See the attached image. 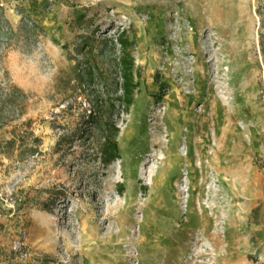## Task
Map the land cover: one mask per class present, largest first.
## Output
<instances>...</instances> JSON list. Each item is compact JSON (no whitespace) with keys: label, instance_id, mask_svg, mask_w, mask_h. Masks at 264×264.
<instances>
[{"label":"rangeland","instance_id":"rangeland-1","mask_svg":"<svg viewBox=\"0 0 264 264\" xmlns=\"http://www.w3.org/2000/svg\"><path fill=\"white\" fill-rule=\"evenodd\" d=\"M130 25L143 76L127 108L109 39ZM96 113L121 146L109 162ZM23 131L0 147L16 201H0V264L264 260V0H0V141ZM200 203L219 205L210 226L188 217Z\"/></svg>","mask_w":264,"mask_h":264},{"label":"trees","instance_id":"trees-1","mask_svg":"<svg viewBox=\"0 0 264 264\" xmlns=\"http://www.w3.org/2000/svg\"><path fill=\"white\" fill-rule=\"evenodd\" d=\"M103 39L108 45V41ZM137 31L133 26H125L122 30L118 32L116 37L109 39V42L115 46L119 44L121 49L120 55L116 57L117 65L120 68L122 81L120 84L121 94L119 98L123 101L127 108H130L136 101V95L142 86V71L138 67L135 51L137 46ZM102 41V40H95ZM89 41L85 40L84 44H88ZM83 44V45H84ZM82 52L86 51V46L81 47ZM88 53H94V46L87 50ZM96 55V54H95ZM85 66L81 69L82 71L78 74V80L83 83L84 81H93L96 73L97 64L90 58H85ZM81 85V84H80ZM162 86H165L164 82H161ZM13 92L16 90H22L18 85L14 84L12 86ZM161 95V94H159ZM30 120H27L28 123ZM94 125L93 129L98 128L104 133V140L102 142V157L105 162H109L117 157H121V146L117 138V132L114 131L110 122L105 121L103 117L99 114L91 116L88 120ZM25 131L22 133L14 132V134L5 141H0V147L2 151L9 154L11 149L17 145H24L26 143ZM34 149V148H33ZM36 149V148H35ZM34 149V150H35ZM45 208L49 209V202H46ZM255 264H264V260L260 259L258 256H253Z\"/></svg>","mask_w":264,"mask_h":264},{"label":"bare ground","instance_id":"bare-ground-1","mask_svg":"<svg viewBox=\"0 0 264 264\" xmlns=\"http://www.w3.org/2000/svg\"><path fill=\"white\" fill-rule=\"evenodd\" d=\"M227 1H232V0H227ZM241 1L245 2V3H248V0H241ZM245 9H246V5H242L241 6V10L245 11ZM241 137L244 140H246V138L242 135V133H241ZM216 153H217V151H216ZM202 167L208 168V165L202 163ZM217 170H219L217 174H219V175L222 174V171H221L220 168H217ZM208 180H211V177L207 173L206 178L204 177L202 182L200 183L202 192L206 189V183H207ZM181 188L183 189V188H185V186L181 185ZM209 192L211 193V196L213 195L215 197V199H216V194L218 192L213 187L212 184L209 186ZM200 197L202 198V194L200 195ZM63 206L65 207L66 205H63ZM210 208L213 209V211H214L213 214L209 213V209ZM188 211L190 213V214H188L189 218H190L191 215L195 216V214H196V216L197 215H201L202 217H204L207 220V222L204 224L206 226L212 225L213 222H215V220H218V218H219V216H218V214H219V205H216L215 203H211L208 206L203 204V203H200L199 204V209H198V206L193 205L192 209H191V206L188 208ZM65 212H64V214H65ZM36 217H37V221H38L39 225L43 226L44 224L47 223L46 218L44 216H42L41 214L38 213L36 215ZM189 218H187V220H189ZM58 220H59V218H58ZM200 226H201V224L198 225V227H200ZM184 262H185V264H203L202 260L199 259L198 255H196L194 252H192L191 256L190 255L188 256V260H184Z\"/></svg>","mask_w":264,"mask_h":264},{"label":"built area","instance_id":"built-area-1","mask_svg":"<svg viewBox=\"0 0 264 264\" xmlns=\"http://www.w3.org/2000/svg\"><path fill=\"white\" fill-rule=\"evenodd\" d=\"M2 174V171H1V167H0V175ZM0 201H5L10 208H13L15 209V199L13 198V196H9L5 190L0 186ZM20 232H22L19 237L17 239L14 240V243H13V248L15 250H19V251H23L24 247H25V238H24V234L25 232L21 229ZM37 253L39 254L40 253V250L37 251Z\"/></svg>","mask_w":264,"mask_h":264}]
</instances>
